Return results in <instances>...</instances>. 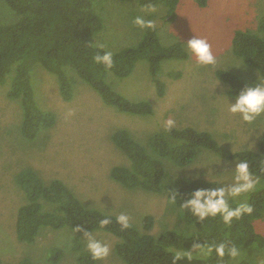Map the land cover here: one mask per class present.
Returning <instances> with one entry per match:
<instances>
[{"label": "rangeland", "instance_id": "374dc122", "mask_svg": "<svg viewBox=\"0 0 264 264\" xmlns=\"http://www.w3.org/2000/svg\"><path fill=\"white\" fill-rule=\"evenodd\" d=\"M2 2L0 0V19L5 23L14 21L16 13ZM94 5L103 25L94 38L96 45H104L112 52L137 45L144 30L132 25L131 18L146 7L140 6L137 0H95ZM153 6L156 10L149 18L156 22L157 37L162 45L178 42L188 54L184 47L187 41L202 38L210 45L217 63L197 67L195 56L189 58V54L187 59L163 60L157 73L165 84L162 97L156 95L145 58L138 59L125 77L107 71L106 81L111 88L130 100L149 101L153 108L151 114L138 116L117 111L104 104L79 76L72 85L71 100L65 101L59 92L56 75L35 63L30 70L35 101L42 109L54 112L55 123L47 130L40 129L29 141L20 132L16 100L9 101L4 95L9 79L0 84V259L3 263L18 264L21 258H28L32 264H77L71 241L74 236L81 241L85 239V232L63 226L55 231L45 230L32 243L18 241L14 224L17 208L24 203L25 195L14 178L25 167L35 169L46 182L61 178L88 207L100 209L103 206L105 212L115 216L127 212L133 226L139 225L144 215H151L153 224L148 232L157 235L166 229L185 228L190 222L178 215L166 196L126 189L110 178L112 166L128 162L110 140L113 130L125 128L132 138L145 142L153 132L164 129V120L174 119L175 127L206 130L220 146L229 150L257 149L264 125L249 130L239 121L238 115L227 112L223 96L227 97L228 103H235V99L227 95V84L215 76V70H229L250 84L257 80L259 73L233 54L231 41L236 30H250L264 37V32L256 27L264 15V0H207L201 7L194 0H177L171 18L166 15L165 4ZM170 71H179L180 76L173 79L168 76ZM69 111L73 115L66 118ZM205 154L217 155L201 148L193 160ZM161 160L169 173L190 176L198 171L200 177L208 179L204 175L209 171L208 166L189 170L182 168L188 164L178 166L168 158ZM224 161L229 162L228 169L231 170L238 159L221 158L220 164L211 165L213 173L224 169ZM196 228L199 229L197 225ZM254 228L264 236V215L254 221ZM87 232L94 233L98 239L111 241L113 246L118 240L110 232ZM53 247L62 250L57 261L50 258ZM241 248L244 252L241 260L247 259L251 264L264 260V247L257 248L261 251L259 256L250 251L252 247ZM100 264L125 263L113 251Z\"/></svg>", "mask_w": 264, "mask_h": 264}, {"label": "trees", "instance_id": "16d2710c", "mask_svg": "<svg viewBox=\"0 0 264 264\" xmlns=\"http://www.w3.org/2000/svg\"><path fill=\"white\" fill-rule=\"evenodd\" d=\"M198 6H205L207 0H194ZM95 0H3L2 4L16 13L14 21L5 23L0 19V84L9 79L4 95L19 106L20 132L24 138L32 141L39 130L51 128L55 123L52 110L42 109L35 101L30 70L40 63L45 70L56 75L58 89L65 101L71 100L72 85L79 76L101 98L104 104L117 111L145 116L153 112L147 100L133 101L113 88L106 81L107 71L118 77L130 74L135 62L145 58L148 71L155 86L156 95L164 94V82L157 77L160 64L165 59H187L188 54L178 42L162 45L156 29L144 30L134 47L124 48L114 53V66L105 70L96 64L92 57L102 51L94 43V38L102 29L99 11ZM140 6L147 7L163 3L167 6L166 15L174 17L177 0H137ZM258 31L264 32V15L257 23ZM231 47L233 54L258 73H264V37L250 30H236ZM8 75V76H7ZM168 76L176 79L179 71H170ZM215 76L227 84L226 93L235 97L241 88L250 83L233 72L217 68ZM1 87V85H0ZM1 89V88H0ZM113 145L125 155L128 162L112 166L109 176L126 189H141L169 197L173 190L178 196L187 198V193L197 188H208V179L200 177L185 182L164 167L161 158H168L178 166L189 164L201 148L215 152L221 158L234 159L246 154L252 160V170L264 177L261 160L264 159V134L259 138L257 149L229 150L218 144L212 134L192 126L174 127L153 132L145 142L131 137L125 128H117L110 134ZM246 150V151H245ZM255 157L253 160L252 158ZM15 181L23 189L25 201L18 206L14 230L19 242L32 243L45 230L55 231L66 226L76 232L102 230L110 232L118 240L114 244L115 254L125 264H171L168 248H189L191 241H185L175 230L166 229L157 235L148 231L152 227L153 217L144 215L137 225L121 230L112 216L113 222L105 228H99L104 219L98 209L83 204L61 178L44 181L35 169L25 167L15 175ZM248 203L254 208L252 217H243L233 223L230 229L217 220L206 223L207 235L227 238L239 243L241 247L251 248L256 256L264 247V236L257 233L254 221L264 215V187L249 194ZM178 207V205H177ZM190 222L189 216H181ZM197 231H203V223H197ZM47 227V228H43ZM71 248L75 252L77 264H93L90 255L84 250L83 242L76 236L72 238ZM254 249V250H252ZM62 254L59 247H53L50 258L57 261ZM0 264H5L0 259ZM18 264H32L28 258H21ZM185 264V262H181ZM195 264H205L197 261ZM214 264V262H207ZM239 264H251L243 259Z\"/></svg>", "mask_w": 264, "mask_h": 264}, {"label": "clouds", "instance_id": "9594fccd", "mask_svg": "<svg viewBox=\"0 0 264 264\" xmlns=\"http://www.w3.org/2000/svg\"><path fill=\"white\" fill-rule=\"evenodd\" d=\"M153 5H148L145 9L138 10L132 16L131 23L141 30L154 29L156 22L149 18L155 12ZM102 51L96 52L92 57L96 64L103 65L105 70H110L114 66V53L105 49L104 45H94ZM184 47L188 50L189 58L195 56V64L200 66H214L217 63L210 50V45L205 39L192 38L187 41ZM227 103V112L238 115L239 121L247 125L249 130L264 125V73H259L256 81L245 85L235 94V103H228L227 97L223 96ZM73 115L71 111L67 117ZM176 126V120L166 119L163 122L165 131H171ZM246 151V150H245ZM238 162L231 170L228 169V161H224V169L219 173H213L211 165L220 164L219 155L205 154L198 159L191 161L186 167L189 170L208 166L209 171L204 175L208 178L210 187L197 188L187 193V198L178 196L173 190L169 197V204L172 205L179 216H189V225L185 228L177 229L178 235L184 240L191 241L190 247L168 248L171 253V264H195L197 261L214 262V264H239L244 252L241 245L234 240L227 238L228 233H224V238L207 235L206 223L217 220L225 228L230 229L234 222L243 217H252L254 208L248 203L249 194L264 187V177L258 176L251 167L252 160L242 153L237 157ZM253 160L255 157L252 158ZM261 169L264 171V159L261 160ZM200 172L185 177V182L190 184L192 179H199ZM178 205V207H177ZM104 219L99 221V228L103 229L113 222L112 216L104 211L103 206L98 209ZM131 216L127 212H120L115 216L116 223L121 230L131 228ZM203 223V231H197L196 224ZM84 249L90 255L94 264L106 261L114 251L113 243L109 240L98 239L94 233L85 231V239L82 240ZM257 264H264V260H258Z\"/></svg>", "mask_w": 264, "mask_h": 264}]
</instances>
